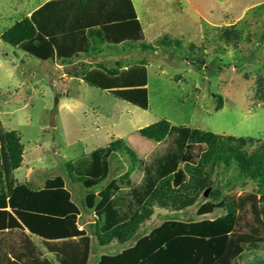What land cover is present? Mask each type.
Returning <instances> with one entry per match:
<instances>
[{
  "label": "trees",
  "instance_id": "1",
  "mask_svg": "<svg viewBox=\"0 0 264 264\" xmlns=\"http://www.w3.org/2000/svg\"><path fill=\"white\" fill-rule=\"evenodd\" d=\"M62 4L69 8L67 13L56 8ZM89 38L116 46L148 47L131 0H51L0 35L3 43L40 61L62 64L87 54ZM160 43L170 46L181 41L164 38ZM196 64L198 70L203 67L202 60ZM82 81L148 109L147 70L142 64L119 70L116 63L111 71L85 73ZM261 96L264 100V92ZM220 108L218 102L216 109ZM137 134L154 143L166 142L164 153L145 162L117 138L87 157L64 164L69 178L87 191L84 206L93 213V235L99 247L124 246L134 240L156 208L180 212L193 206L213 186L219 167L233 171L239 185L252 181L257 189L238 196H222L213 190L196 216L211 215L217 209L224 210V215L165 221L121 252L101 255L96 264H238L245 251L264 250V142L177 126L164 119ZM23 150L18 133L4 130L0 123V236L20 234L15 246L2 244L0 239V252L4 254L2 247L8 248L11 255L0 256V264H87L90 237L79 227L81 211L65 181L49 179L42 189L34 190L14 178V171L22 165ZM116 154L123 155L129 167L119 180L102 186L109 175V159ZM135 170L143 174L139 184L129 180ZM120 183L126 192L121 191ZM25 232L38 237L52 259L30 256V249L37 248Z\"/></svg>",
  "mask_w": 264,
  "mask_h": 264
},
{
  "label": "rangeland",
  "instance_id": "2",
  "mask_svg": "<svg viewBox=\"0 0 264 264\" xmlns=\"http://www.w3.org/2000/svg\"><path fill=\"white\" fill-rule=\"evenodd\" d=\"M41 2L0 0V35L30 16ZM132 2L146 35L161 33L150 35L148 47L116 46L89 38L87 54L61 64L57 60L40 61L0 40V123L4 130L18 133L24 149L22 165L14 171V178L32 189L56 177L65 181L81 211L79 227L90 237L87 264H96L101 255H113L133 245L135 239L165 221H199L224 215V210L217 209L211 215L196 216L197 208L210 201L213 190L222 196H238L257 189L252 181L239 185L233 171L219 167L212 178L213 186L193 206L180 212L156 208L134 240L124 246L97 245L94 216L84 206L87 191L69 178L65 163L87 157L117 138L123 139L140 159L151 162L164 153L167 143L143 139L137 131L161 119L177 126L264 142V0H141V6L137 0ZM150 19L153 29L148 30L146 20ZM169 37L181 44L160 43ZM199 60L203 61L200 70L196 68ZM115 62L119 70L139 64L146 67L147 110L82 81L89 71L116 69ZM128 167L123 155L111 157L109 175L102 186L119 180ZM142 176L135 170L129 180L139 184ZM119 185L122 192L127 191L124 183ZM238 264H264V250L245 251Z\"/></svg>",
  "mask_w": 264,
  "mask_h": 264
},
{
  "label": "crops",
  "instance_id": "3",
  "mask_svg": "<svg viewBox=\"0 0 264 264\" xmlns=\"http://www.w3.org/2000/svg\"><path fill=\"white\" fill-rule=\"evenodd\" d=\"M49 1H51V0H43V2H41V3H39V4H37V6H36V8H35V10L36 9H38L40 6H42L43 4H45L46 2H49ZM132 1V0H131ZM138 1V3L140 4V6H141V0H137ZM133 3V2H132ZM70 6L71 5H75V4H69ZM134 6V5H133ZM56 8L57 9H59L60 11H64V13H67L66 11V9H69V8H67V6L66 5H59V6H56ZM72 9L73 10H76V11H78V10H81V8H79L78 6H72ZM134 9H135V7H134ZM135 12H136V10H135ZM137 15V14H136ZM137 18H138V16H137ZM150 21V22H149ZM149 21H147L146 20V22L147 23H149V24H147V29L148 30H151V29H153V24H152V19H150ZM140 22V21H139ZM155 26H157V25H155ZM143 26L141 25V28H142ZM142 33H143V37H144V42H145V44L146 45H149L150 44V39L152 38L150 35H160L161 33H159V32H156L155 34L154 33H148L147 35H146V32L144 31V29L142 28ZM149 37H151V38H149ZM170 38V37H169ZM56 61V60H55ZM53 64H54V66H57V63L56 62H52ZM116 63V62H115ZM62 64V63H61ZM60 64V65H61ZM126 68H124V69H121V70H125ZM60 101V100H59ZM45 184V183H44ZM44 184L42 185V187L41 188H38V189H34V190H39V189H42L43 188V186H44ZM28 236H27V238L36 246V248H37V250L35 251V250H32V249H30V253H29V255L30 256H34L35 257V255H38V254H40L41 255V258H46V259H48V260H50V259H52V257H51V255H50V253H48L47 251H46V249L44 248V246L42 245V242H41V240L38 238V237H36V236H34V235H29L27 232H25ZM19 238H20V234L19 233H6L5 235H1L0 236V239H1V241H2V244H5V245H9V244H11L12 243V245H14L15 246V244L14 243H16V242H18V240H19ZM21 238H23V237H21ZM129 247V246H128ZM125 248H127V247H125ZM124 248H121V250L119 251V252H121L122 250H123ZM2 250H3V252H4V254L2 253V252H0V256H2L3 257V255H6V256H8V257H11V255H10V252H9V249L7 248V249H5L4 247H2ZM118 252V253H119ZM55 264H57V263H55Z\"/></svg>",
  "mask_w": 264,
  "mask_h": 264
}]
</instances>
